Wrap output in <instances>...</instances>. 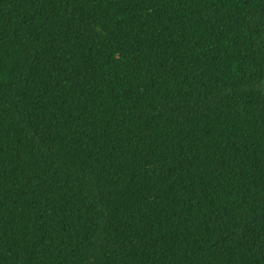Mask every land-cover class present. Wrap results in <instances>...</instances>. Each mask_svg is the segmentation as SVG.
<instances>
[{
    "label": "trees",
    "instance_id": "16d2710c",
    "mask_svg": "<svg viewBox=\"0 0 264 264\" xmlns=\"http://www.w3.org/2000/svg\"><path fill=\"white\" fill-rule=\"evenodd\" d=\"M0 264H264V0H0Z\"/></svg>",
    "mask_w": 264,
    "mask_h": 264
}]
</instances>
